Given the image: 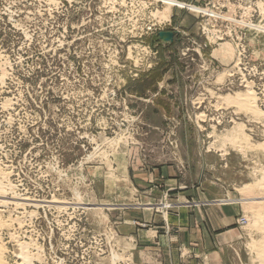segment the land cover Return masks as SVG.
I'll return each instance as SVG.
<instances>
[{
    "label": "rangeland",
    "instance_id": "1",
    "mask_svg": "<svg viewBox=\"0 0 264 264\" xmlns=\"http://www.w3.org/2000/svg\"><path fill=\"white\" fill-rule=\"evenodd\" d=\"M165 166L264 264V0H0L6 264H136Z\"/></svg>",
    "mask_w": 264,
    "mask_h": 264
},
{
    "label": "crops",
    "instance_id": "2",
    "mask_svg": "<svg viewBox=\"0 0 264 264\" xmlns=\"http://www.w3.org/2000/svg\"><path fill=\"white\" fill-rule=\"evenodd\" d=\"M145 176L152 180L145 184L150 198L162 199L169 193L171 201L189 205L169 211L165 219L161 215H149L147 227L136 233L135 263L215 264L224 243H234L240 235L237 228L225 229V209L203 204L206 195L185 186L175 167H161ZM181 251L187 254L184 259Z\"/></svg>",
    "mask_w": 264,
    "mask_h": 264
},
{
    "label": "bare ground",
    "instance_id": "3",
    "mask_svg": "<svg viewBox=\"0 0 264 264\" xmlns=\"http://www.w3.org/2000/svg\"><path fill=\"white\" fill-rule=\"evenodd\" d=\"M238 97H240L239 95H238ZM242 98H243V96H242ZM241 98V99H242ZM238 99V98H237ZM237 101V100H236ZM247 100L245 99L242 103H241V105L240 106H243V108L245 107L246 109H249V110H255V104H252V106H250L249 105V103L248 102H246ZM237 102H239V101H237ZM246 102V103H245ZM250 102V101H249ZM253 103V102H252ZM244 108V109H245ZM257 109V108H256ZM247 111V110H246ZM258 111V110H257ZM260 200H263L264 201V197L263 198H261ZM262 201V202H263ZM261 214V213H260ZM9 219V218H8ZM0 264H6V262L2 259V253H1V251H0Z\"/></svg>",
    "mask_w": 264,
    "mask_h": 264
}]
</instances>
